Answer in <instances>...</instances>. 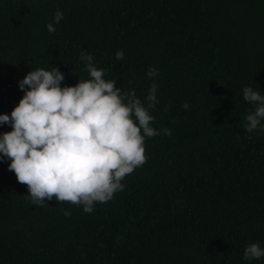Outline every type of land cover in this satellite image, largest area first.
I'll return each instance as SVG.
<instances>
[{"label":"trees","instance_id":"1","mask_svg":"<svg viewBox=\"0 0 264 264\" xmlns=\"http://www.w3.org/2000/svg\"><path fill=\"white\" fill-rule=\"evenodd\" d=\"M81 51L142 102L157 84L160 135L92 213L33 205L0 159V264H264L242 258L264 248V132L245 131L254 106L242 94H264V0H0V114L31 70L57 68L62 87L86 79Z\"/></svg>","mask_w":264,"mask_h":264},{"label":"clouds","instance_id":"2","mask_svg":"<svg viewBox=\"0 0 264 264\" xmlns=\"http://www.w3.org/2000/svg\"><path fill=\"white\" fill-rule=\"evenodd\" d=\"M62 19L57 10L54 23L46 25L48 32H55L54 24ZM115 58L122 61L123 51L117 50ZM80 59L88 77L74 86L62 87L64 75L55 67L31 70L18 80L22 98L10 114H0V125L11 127L0 133V159L10 161L8 169L27 186L33 205L43 206L55 197L92 213L95 203L111 200L124 189L125 176L146 162L145 139L160 135L149 112L158 103L157 84H151L142 102L135 89L123 91L115 79H106L92 54L81 51ZM158 75L152 66L146 72L151 80ZM242 94L254 106L245 118V131L264 132V94L251 86L244 87ZM162 131L171 135L168 128ZM64 215L71 212L65 210ZM261 257L264 248L251 243L242 258Z\"/></svg>","mask_w":264,"mask_h":264}]
</instances>
